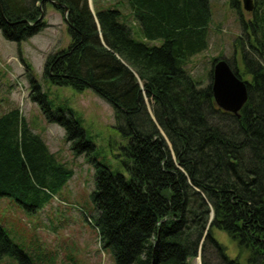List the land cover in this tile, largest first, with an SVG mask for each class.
I'll list each match as a JSON object with an SVG mask.
<instances>
[{
	"label": "trees",
	"instance_id": "trees-1",
	"mask_svg": "<svg viewBox=\"0 0 264 264\" xmlns=\"http://www.w3.org/2000/svg\"><path fill=\"white\" fill-rule=\"evenodd\" d=\"M126 2L143 40L117 5L92 13L86 0H0V31L9 42L48 27L39 20L47 3L62 13L70 43L47 55L43 76L78 92L91 89L114 109L127 177L94 164L91 199L102 248L115 264H190L199 249L201 264H239L214 238L220 230L247 252L248 264H264V0H254L248 20L239 0H230L239 16L234 55L239 50L242 71L234 55L226 61L240 79L249 76L239 116L215 105L212 70L206 87L184 70L207 49L210 1ZM158 40L159 46L149 44ZM29 79V97L47 123L64 129L76 155L91 151L79 121L53 112L32 74ZM72 174L18 109L0 116V199L40 208ZM3 257L33 264L0 226Z\"/></svg>",
	"mask_w": 264,
	"mask_h": 264
},
{
	"label": "rangeland",
	"instance_id": "rangeland-1",
	"mask_svg": "<svg viewBox=\"0 0 264 264\" xmlns=\"http://www.w3.org/2000/svg\"><path fill=\"white\" fill-rule=\"evenodd\" d=\"M86 1L93 12L96 7L105 9L117 5L127 25L132 26L135 38L143 40L126 0ZM209 1L211 21L207 28V49L192 57L184 67L201 87L211 82L209 74L214 60L232 61L234 39L241 34L239 16L231 7L230 0ZM239 3L241 15L248 20L251 14L243 10L241 0ZM43 18L52 25L21 43L5 40L0 31V116L18 109L30 132L38 135L55 160L72 170L73 174L40 208H32L33 203L25 207L15 199L1 198L0 226L33 264H115L111 252L101 246L91 199L95 190V162L105 165L113 174L127 177L120 158L122 142L114 109L91 89L78 92L70 86H56L43 76L47 55L67 48L70 43L64 15L51 3L46 4ZM149 44L159 46L161 40ZM234 57L236 66L242 71L239 50ZM30 74L41 92L45 93L53 112L71 113L79 121L94 147L91 151L76 155L65 141L64 129L47 123L40 106L29 97ZM243 78V81L249 80L247 75ZM144 102L151 114L150 103L147 99ZM213 233L231 259H238L239 264H248L246 251H240L224 232L214 230ZM189 262L201 264V258L197 256ZM0 264L19 263L11 257H3Z\"/></svg>",
	"mask_w": 264,
	"mask_h": 264
},
{
	"label": "water",
	"instance_id": "water-1",
	"mask_svg": "<svg viewBox=\"0 0 264 264\" xmlns=\"http://www.w3.org/2000/svg\"><path fill=\"white\" fill-rule=\"evenodd\" d=\"M241 2L243 10L251 14L254 10L253 0H241ZM51 3L57 5V3L53 1H51ZM88 6L91 12L94 13L90 5ZM43 17L44 13L40 15L39 20L43 19ZM211 91L215 105L220 110L236 116H239L240 110L248 99L246 83L232 71L229 64L224 59L217 61L213 65ZM208 228L209 225L207 226L206 230ZM206 234L207 231L205 232L204 236ZM198 257H200V249L198 251Z\"/></svg>",
	"mask_w": 264,
	"mask_h": 264
},
{
	"label": "crops",
	"instance_id": "crops-1",
	"mask_svg": "<svg viewBox=\"0 0 264 264\" xmlns=\"http://www.w3.org/2000/svg\"><path fill=\"white\" fill-rule=\"evenodd\" d=\"M47 25L49 26V25H52L51 23H47ZM48 28V27H47ZM46 29V28H45Z\"/></svg>",
	"mask_w": 264,
	"mask_h": 264
}]
</instances>
